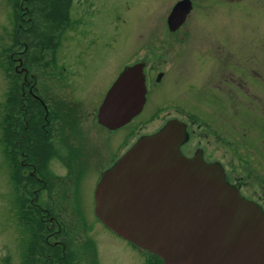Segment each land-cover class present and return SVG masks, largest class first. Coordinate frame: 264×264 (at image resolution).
<instances>
[{
  "label": "rangeland",
  "instance_id": "374dc122",
  "mask_svg": "<svg viewBox=\"0 0 264 264\" xmlns=\"http://www.w3.org/2000/svg\"><path fill=\"white\" fill-rule=\"evenodd\" d=\"M178 1L51 0L53 7L56 2L62 6L56 22L64 26L54 25L52 34H46L49 18L41 11L42 0H0V264H44L37 256L39 244H34L39 236L32 235L36 221L29 219L19 188L17 160L25 147L19 139L3 135L10 119L6 112L13 105L8 103L13 82L8 77L14 73L11 68L7 77L5 55L15 41L27 45V58L39 55L40 61L28 67L36 87L47 86L52 94L80 101V112L87 114L79 120L80 143L93 148L106 143L102 165L110 152L120 155L139 136L180 119L187 127L188 147L210 154L227 175L232 161H240V151L264 179V0H194L195 10L181 29L187 34L184 44L181 32L168 37L164 31L165 19ZM154 43L164 46L157 49ZM21 44L17 42L12 53L21 51ZM144 61L146 70L151 69L144 109L110 134L97 125V108L123 67ZM59 67L74 71L64 73L69 89L57 78ZM156 71L164 74L159 83ZM201 133L205 139L195 136ZM94 170L85 173L88 190L97 177ZM87 218H92L91 212ZM92 225H97L96 245L88 248L91 260H96H87L79 235L67 253L70 264L145 263V257L143 262L121 238L99 223Z\"/></svg>",
  "mask_w": 264,
  "mask_h": 264
},
{
  "label": "water",
  "instance_id": "95a60500",
  "mask_svg": "<svg viewBox=\"0 0 264 264\" xmlns=\"http://www.w3.org/2000/svg\"><path fill=\"white\" fill-rule=\"evenodd\" d=\"M190 11L174 5L175 31ZM142 65L126 67L98 108L108 130L125 126L145 103ZM185 127L168 121L143 136L97 182L95 216L116 235L165 264H264V215L224 179L219 164L180 152Z\"/></svg>",
  "mask_w": 264,
  "mask_h": 264
},
{
  "label": "flooded vegetation",
  "instance_id": "af4514ba",
  "mask_svg": "<svg viewBox=\"0 0 264 264\" xmlns=\"http://www.w3.org/2000/svg\"><path fill=\"white\" fill-rule=\"evenodd\" d=\"M189 2L191 10L185 17L183 25L175 32L169 31L168 16L166 17L164 31L167 32L168 37H174L181 32L187 17L194 12V0ZM20 9L25 10L23 6H20ZM23 14L24 12L21 13ZM186 35L183 32L179 35L180 42L183 44L187 41ZM16 42L21 44L20 41ZM21 45V51H15L14 55L13 53L9 55L13 65L12 70L19 77L20 82L17 87L12 86L10 89L14 94L12 95L13 105L9 110L11 114L8 123L11 128L8 135L11 141L13 137L14 141L19 139L20 144L25 147L21 152L19 151V156L23 157L17 160L20 170L19 188L23 191L22 199L25 201L24 208L28 210L29 219L36 221L34 229L37 232H31L33 237L39 236V240L34 241V244H39L37 256L43 257L44 264H70L69 258L66 260L67 253L70 251L74 238L81 235L79 238L82 241L83 252L90 261L88 244H91L92 248L96 245L93 236L97 227L92 224L95 222L101 224L94 216V190L103 172L115 163L118 155L109 151L110 158L108 157L106 164L102 165L107 154L106 143L103 144V148H100L99 144L93 148L80 143L81 132L78 126L81 122L79 120L87 117L85 116L87 114L80 112V101L77 102L75 97L65 99L61 95L52 94L47 86L43 89H40L41 86L36 87L37 80L28 67L31 63L36 64L40 61L39 55L27 58L29 48L26 44ZM151 46L159 49L164 45L157 46L154 43ZM139 65H142L145 79L150 78L151 69L148 66L146 70L145 61L139 62ZM59 68L57 78L60 79V84L65 83L69 89L66 83L69 76L66 77L64 73L70 74L74 71L72 68ZM155 75V83H159L164 74L156 71ZM149 91L150 89L147 88L145 97ZM212 135L220 139L214 133ZM195 136L202 137L200 140L206 138L202 133ZM188 142L186 140L180 146L181 153L185 157L200 156L208 163L218 162L211 161L212 156L205 155L202 149L188 147ZM220 144L224 145L229 152L227 144L222 143L221 140ZM239 157V162L232 161L233 164L229 165L230 173L225 174V179L238 189L244 199L258 204L264 212V179L258 172L259 167H255L249 161L245 152L240 154L239 151ZM90 168L97 171V177L94 186L88 190L83 183L85 173ZM89 212L92 213L90 219L87 218ZM76 216L80 217L79 220H75ZM104 228L108 231L106 227ZM40 245L43 247L41 248ZM93 257L92 260H96Z\"/></svg>",
  "mask_w": 264,
  "mask_h": 264
},
{
  "label": "trees",
  "instance_id": "16d2710c",
  "mask_svg": "<svg viewBox=\"0 0 264 264\" xmlns=\"http://www.w3.org/2000/svg\"><path fill=\"white\" fill-rule=\"evenodd\" d=\"M31 1H33V0H31ZM18 2V1H17ZM42 3L43 4H41V6H40V8L42 9L41 11L42 12H45L46 11V18H49L48 19V23H49V25H48V28H47V30H48V32L46 33V34H52V31H51V29L52 28H54V25H57V24H59V25H61V26H64L63 24V22L61 23V22H56L57 21V19H58V14H56L57 12H59V10H60V8L62 7V6H60V4H58L57 2H56V6L54 5V7H53V5L51 4V0H42ZM18 5V3L16 4V6ZM60 6V7H59ZM50 16H49V15ZM49 16V17H48ZM51 16H54V18H52ZM52 18V19H51ZM64 21H66V19L64 18ZM17 45V42L15 41V42H13V45H12V47L10 48H8V52L10 53V52H12V48H14V46H16ZM5 60L7 61L6 62V65H7V67H6V71H7V77H8V75H9V72L10 71H12V70H10L11 68H12V63H11V60H9V54L7 55H5ZM4 69V68H3ZM9 79L11 78V81H13L12 82V84H11V87L12 86H14V87H17L18 85H19V77L17 76V75H15V73H13V75H9V77H8ZM11 92V90H9V94H10V98H9V101H8V103H10V104H12L13 102H12V95L14 94V93H10ZM17 101H18V99H17ZM6 113H8L9 114V116H10V111H8L7 110V112ZM4 117V116H3ZM10 120V119H9ZM6 127V126H5ZM4 127V129H5V131H4V134L3 135H5V137H7V136H9V135H7L8 134V132H9V130H10V128H11V125L10 124H8V126H7V129ZM6 132H7V134H6ZM6 140L7 141H9V138H6ZM11 141V140H10Z\"/></svg>",
  "mask_w": 264,
  "mask_h": 264
}]
</instances>
